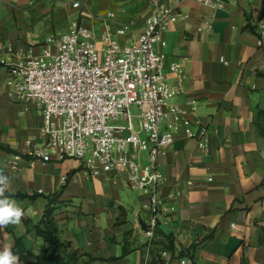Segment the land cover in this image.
<instances>
[{"label": "crops", "instance_id": "1", "mask_svg": "<svg viewBox=\"0 0 264 264\" xmlns=\"http://www.w3.org/2000/svg\"><path fill=\"white\" fill-rule=\"evenodd\" d=\"M155 1L160 7L176 4L0 0V143L21 154L42 143L41 110L17 101L7 86L11 64L29 52L39 56L48 38L66 33L73 23L97 38L109 32L122 46L136 42ZM179 11L187 18L171 26L162 51L167 67L183 64L185 78L168 68L165 74L182 91L172 103L187 107L194 101L197 110L160 160L167 178L160 193L169 211L159 221L147 264H164L160 252L168 236L175 247L168 264H179L181 250H189L193 264H264V140L256 124L257 112L264 109V0H226L215 10L184 0ZM247 17L261 38L245 30ZM122 28L127 30L120 36ZM202 127L209 134L206 152L197 139L185 137L187 131L198 137ZM0 169L10 179L7 191L40 195L32 202L16 201L24 216L13 231L23 238L24 263L45 249L32 227L46 207L43 196L57 194L64 204L56 215L59 238L69 251L91 256V264H144L147 216L142 208L148 198L130 191L125 175L92 177L74 159L43 162L1 150ZM5 247L13 250L14 238L4 227L0 251Z\"/></svg>", "mask_w": 264, "mask_h": 264}, {"label": "built area", "instance_id": "2", "mask_svg": "<svg viewBox=\"0 0 264 264\" xmlns=\"http://www.w3.org/2000/svg\"><path fill=\"white\" fill-rule=\"evenodd\" d=\"M182 1L176 0L172 7H160L155 1L156 10L146 17L143 32L129 45L122 46L109 32L97 38L86 27L73 23L66 33L48 38L39 56L29 52L9 66L7 86L15 99L36 104L42 114V143L32 145L24 155L43 162L74 159L92 177L125 175L130 189L147 196L142 208L147 216L144 264L148 263L159 221L169 211L160 193L167 182L159 169L160 160L174 144L179 128L189 125L191 114L197 110L194 101L187 107L172 103L182 91L170 84L165 74L168 68L178 79L185 78L183 64L167 67L162 51L171 26L187 18L179 11ZM195 1L209 10L219 9L226 2ZM126 30L120 29L118 34L123 36ZM131 105L140 111V130L145 139L134 128ZM185 137L197 139L199 148L208 150L206 127L198 137L191 131ZM141 151L148 152L147 165L141 164ZM171 256L166 249L160 252L164 264ZM179 264L193 262L181 257Z\"/></svg>", "mask_w": 264, "mask_h": 264}, {"label": "trees", "instance_id": "3", "mask_svg": "<svg viewBox=\"0 0 264 264\" xmlns=\"http://www.w3.org/2000/svg\"><path fill=\"white\" fill-rule=\"evenodd\" d=\"M245 30L258 35L259 29L258 26H255L251 22V18L247 17V24ZM256 124L260 132L261 137L264 140V109H261L256 114ZM0 150L9 154H14L26 159L31 158V156L21 154L20 152L13 150L8 145L0 143ZM6 195H10L15 201L18 200H28L30 202L34 201L40 195L33 194L28 195L20 192H9L6 191ZM47 200L46 207L43 211L42 217L39 223L32 227V231L37 237L43 239L45 243V249L37 256L35 261L24 263L21 260V255L26 252L25 244L22 237L14 236V227L15 225L9 224L5 227L7 232L14 238V254H19L21 264H80V261L84 260V264H91L95 261L89 255H80L76 251H69L67 246L60 241L59 238V228L56 221V215L59 209L64 205L58 202V195L54 194L51 196H43ZM25 225L28 226L29 222L24 221ZM156 232V231H155ZM264 233V231H263ZM167 243L163 244V249L171 252L172 255L175 254L174 240L172 236L166 237ZM179 257H190L189 250H181L179 252ZM118 259H110L108 261H114Z\"/></svg>", "mask_w": 264, "mask_h": 264}, {"label": "clouds", "instance_id": "4", "mask_svg": "<svg viewBox=\"0 0 264 264\" xmlns=\"http://www.w3.org/2000/svg\"><path fill=\"white\" fill-rule=\"evenodd\" d=\"M10 187L9 176L0 169V229L9 224L18 225L24 216V210L6 191ZM0 264H21L19 254H14L11 247L0 251Z\"/></svg>", "mask_w": 264, "mask_h": 264}, {"label": "rangeland", "instance_id": "5", "mask_svg": "<svg viewBox=\"0 0 264 264\" xmlns=\"http://www.w3.org/2000/svg\"><path fill=\"white\" fill-rule=\"evenodd\" d=\"M129 112L133 118V125H134V128L135 130L139 133V137L141 139H145L146 136L145 134L140 130V111L139 109L137 108V106L135 105H131L130 108H129ZM113 124H119V125H125L126 123L122 122V121H113L111 122ZM140 160H141V163L143 165H147L148 164V152L147 151H141L140 152ZM130 191L136 193V194H139L138 191L136 190H133V189H130Z\"/></svg>", "mask_w": 264, "mask_h": 264}]
</instances>
